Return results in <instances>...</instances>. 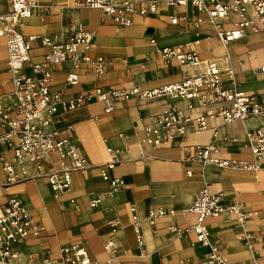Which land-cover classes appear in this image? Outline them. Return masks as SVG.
<instances>
[{
	"label": "crops",
	"instance_id": "crops-1",
	"mask_svg": "<svg viewBox=\"0 0 264 264\" xmlns=\"http://www.w3.org/2000/svg\"><path fill=\"white\" fill-rule=\"evenodd\" d=\"M10 1L0 0V13L9 9ZM154 1V14L130 15V25L117 31L111 18L98 9L83 6L81 0H36L33 15L21 19L15 29L28 40L30 63L40 62L51 45L65 41L79 29L93 34V47L84 55L91 60L102 59L99 73L91 65L82 64L76 72L78 82L68 86L64 80L70 64L52 68L48 87L61 92L63 101L74 100L96 88L150 90L200 71L201 67L186 68L176 60L162 61L159 50L170 47L195 51L202 58L211 57L220 71L231 70L239 90L264 93V73L260 72V67H264V30L247 32L222 46L206 15L197 13L189 3L172 6L168 0ZM183 14L202 20L198 35L182 21L170 22L172 17ZM222 28L232 29L230 20H224ZM23 73L30 75L28 66L23 67ZM11 79L5 41L0 38V95L12 90ZM107 104L111 105L108 112L104 111ZM169 110L194 117L214 110V106L194 99L159 97L145 101L130 96L111 102L93 97L82 100L71 111L60 108L53 128L61 138L75 144L88 169L72 172L71 189L54 195L41 174L57 167L56 155H51V161L40 169L27 165L25 176L17 169L7 187V176L0 168V206L17 198L38 228L35 234L14 245L18 261L2 264H67L61 250L70 246L84 248L89 264H108V260L109 264H200L210 245L218 248L228 264L264 263V160L256 170L245 171L195 159L197 148L213 142L209 160L252 162L251 142L245 133L261 126L260 120L250 118L225 125L221 116L215 115L206 118V130L152 148L143 141L144 129ZM108 148L111 152H107ZM112 155L116 162L110 175L122 181L119 188L102 180L99 173ZM0 156L10 157L4 143H0ZM201 189L222 194L224 204H235L249 214L242 224L234 214L206 217V245L187 231L195 224V216L180 212L189 207ZM93 199H99V204L91 208ZM157 209L174 214L157 218L149 225L145 216ZM133 214L140 224L143 256L131 227ZM105 242L111 243L112 252L104 251Z\"/></svg>",
	"mask_w": 264,
	"mask_h": 264
},
{
	"label": "built area",
	"instance_id": "built-area-1",
	"mask_svg": "<svg viewBox=\"0 0 264 264\" xmlns=\"http://www.w3.org/2000/svg\"><path fill=\"white\" fill-rule=\"evenodd\" d=\"M168 3L172 6H185L189 3L197 13L205 14L222 46L243 37L247 32L256 33L264 30V0H168ZM81 4L98 9L104 16L111 18L116 23L117 31L130 25V15L144 17L154 14L157 9L154 0H81ZM35 6L36 0H11L9 9L0 13V38L5 41L7 69L12 74V90L0 95V130H3L0 132V143H4L10 152L9 159L0 156V168L7 176L5 187L14 179L17 169L25 176L27 165L40 169L42 164L51 161V155H56L57 167L41 175L54 195L71 189L72 172H82L88 169V165L75 144L69 139L61 138L53 124L60 108L63 111H71L82 100L93 97L98 101L107 102L130 96L145 101L168 97L186 101L194 99L202 105L214 106V110L194 117L180 110L162 112L156 117L155 123L144 129L143 141L152 148L166 145L174 138L183 137L188 133L206 130V118L215 115H220L225 125L258 118L261 126L245 133L246 139L251 142L252 162L209 160L208 154L214 150L213 142L197 148L195 159L198 162L209 161L219 167L245 171L256 170L259 163L264 160V93L239 90L234 83L231 70L220 71L214 62L200 57L195 51L180 47L159 50L160 59L164 62L176 60L186 68L201 67L197 73L182 75L176 83L150 90L133 87L127 91H103L96 88L74 100L63 101L61 92L51 91L48 87L52 68L68 62L70 67L64 82L68 86H73L78 82L76 72L82 64L91 65L95 73H99L102 59L98 57L91 60L84 55L93 47L91 42L93 34L79 29L65 41L51 45V49L44 54L40 62L30 63L28 40L22 37L15 27L21 19L33 15ZM224 20H230L232 29L223 30ZM178 21L190 26L198 35L197 29L202 22L199 17H187L183 14L170 20L172 24ZM24 66H28L30 75L23 73ZM260 72L264 73V67H260ZM190 109L191 106L188 105L187 110ZM110 110L111 105L107 104L104 111ZM215 135L216 130H213V137ZM107 152H111V149L108 148ZM115 162L116 156L112 155L110 161L101 166L99 173L102 180L109 182L113 188H119L123 185L122 181L110 175ZM97 204L99 199H93L89 206L93 208ZM180 212L195 216V224L187 231H192L196 241L202 245L208 244V230L203 223L206 217L234 214L242 224L249 216L248 213L240 211L235 204H224L222 194L211 193L206 189L199 190L189 207ZM173 214L171 210L168 212L163 209L150 210L145 216V221L153 225L157 218ZM131 227L139 254L143 256L140 224L134 214ZM37 231L38 228L28 210L17 198H11L5 205L0 206V264L16 263L19 253L14 249V245L20 244ZM209 247L208 254L200 264H228L216 246ZM103 249L105 252H112L111 243L105 242ZM61 254L67 264H89L87 252L82 247H65Z\"/></svg>",
	"mask_w": 264,
	"mask_h": 264
},
{
	"label": "rangeland",
	"instance_id": "rangeland-1",
	"mask_svg": "<svg viewBox=\"0 0 264 264\" xmlns=\"http://www.w3.org/2000/svg\"><path fill=\"white\" fill-rule=\"evenodd\" d=\"M209 57V56H208ZM209 60L211 61V62H216V60H213L211 57H209Z\"/></svg>",
	"mask_w": 264,
	"mask_h": 264
},
{
	"label": "bare ground",
	"instance_id": "bare-ground-1",
	"mask_svg": "<svg viewBox=\"0 0 264 264\" xmlns=\"http://www.w3.org/2000/svg\"><path fill=\"white\" fill-rule=\"evenodd\" d=\"M225 62H227V61H225ZM226 70H228V68Z\"/></svg>",
	"mask_w": 264,
	"mask_h": 264
}]
</instances>
